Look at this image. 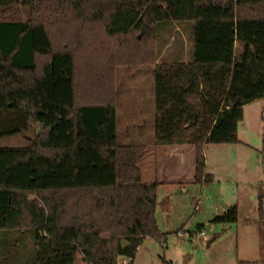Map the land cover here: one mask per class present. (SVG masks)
<instances>
[{"label": "trees", "instance_id": "trees-1", "mask_svg": "<svg viewBox=\"0 0 264 264\" xmlns=\"http://www.w3.org/2000/svg\"><path fill=\"white\" fill-rule=\"evenodd\" d=\"M17 5L33 14L0 21V138L36 131L30 147L0 149V231L30 233L33 264H118L159 235L158 183L142 182L144 145L118 144L102 78L153 67L155 145L193 146V181L208 184L205 148L240 143L244 106L264 99V0H0ZM172 24L192 27L191 52L158 63L157 30ZM198 25L239 47L200 54Z\"/></svg>", "mask_w": 264, "mask_h": 264}, {"label": "rangeland", "instance_id": "rangeland-1", "mask_svg": "<svg viewBox=\"0 0 264 264\" xmlns=\"http://www.w3.org/2000/svg\"><path fill=\"white\" fill-rule=\"evenodd\" d=\"M32 14L31 7L12 6L0 10V21L25 22ZM196 30L200 54L208 53L211 57L220 51L228 57L234 54L237 45L226 49L215 45V39L212 41L209 35L210 26L198 25ZM189 32L192 33V27L184 24L158 29L154 42L160 51L158 63L170 62L180 52L184 55L191 52ZM47 62L37 58L39 68ZM152 69L124 65L117 67L111 77L102 78L106 83L112 82L117 91L118 144L144 145L146 155L138 164L142 182L158 183L155 219L159 235L146 237L133 257L121 258L118 264L264 263V221L260 217L262 214L264 219V99L244 106L243 121L237 129L240 143L205 148V172L212 181L196 184L191 154L184 153L181 158L174 152L176 146L155 145ZM35 131L36 127L31 125L22 134L0 138V149L30 147ZM234 206L235 223L213 222ZM197 230L204 237L192 239ZM34 259L30 233L21 236L0 231V261L33 264Z\"/></svg>", "mask_w": 264, "mask_h": 264}, {"label": "crops", "instance_id": "crops-1", "mask_svg": "<svg viewBox=\"0 0 264 264\" xmlns=\"http://www.w3.org/2000/svg\"><path fill=\"white\" fill-rule=\"evenodd\" d=\"M177 148L175 149V153L178 155V157L184 158V153H188L189 155L191 154L192 157V162L194 163V147L193 146H186V145H181V146H176ZM184 148H187L186 150ZM192 163V167H193Z\"/></svg>", "mask_w": 264, "mask_h": 264}, {"label": "built area", "instance_id": "built-area-1", "mask_svg": "<svg viewBox=\"0 0 264 264\" xmlns=\"http://www.w3.org/2000/svg\"><path fill=\"white\" fill-rule=\"evenodd\" d=\"M202 237H204V234L202 233V231H198V232H195V234H193L192 239H197V238H202Z\"/></svg>", "mask_w": 264, "mask_h": 264}]
</instances>
